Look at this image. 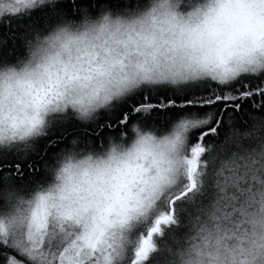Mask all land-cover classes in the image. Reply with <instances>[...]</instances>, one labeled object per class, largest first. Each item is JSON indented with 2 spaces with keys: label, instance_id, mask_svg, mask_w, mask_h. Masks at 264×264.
Masks as SVG:
<instances>
[{
  "label": "clouds",
  "instance_id": "9594fccd",
  "mask_svg": "<svg viewBox=\"0 0 264 264\" xmlns=\"http://www.w3.org/2000/svg\"><path fill=\"white\" fill-rule=\"evenodd\" d=\"M57 3L0 0V22ZM259 74H264L259 0H143L120 11L104 4L95 16L84 13L34 34L23 58L0 64V150L44 137L56 116L71 113L90 123L142 87L179 90L213 78ZM186 119L196 117L185 114L164 133L134 122L131 136H108L100 150L63 152L48 181L31 193L0 191V226L7 233L32 231L34 211L41 225L45 218L51 225L62 212H75L79 224L70 225L73 232L90 225L101 210L117 218L155 179L158 167L177 160L194 131L183 128ZM241 219L247 232L232 231L231 218L202 216L186 226L167 264H242V257L244 264H264V250L255 252L252 243L253 232L264 235V223Z\"/></svg>",
  "mask_w": 264,
  "mask_h": 264
},
{
  "label": "snow or ice",
  "instance_id": "6c2138e0",
  "mask_svg": "<svg viewBox=\"0 0 264 264\" xmlns=\"http://www.w3.org/2000/svg\"><path fill=\"white\" fill-rule=\"evenodd\" d=\"M242 110L249 123L243 132L232 126ZM114 113L108 127L127 129L133 121L146 122L153 115L176 121L194 114L196 119L181 121L185 130L194 131L177 160L158 167L155 179L117 218L101 210L90 225L73 232L70 225L79 224L75 212H62L60 222L51 225L45 218L41 225L34 211L32 231L7 233L0 226V264H167L179 243L176 231L195 225L202 216L231 218V230L237 233L248 231L241 218L251 225L264 223V75L213 78L179 90L142 87L117 104ZM222 127L228 134L213 152L206 137L216 136ZM19 168L15 165L16 174L22 175ZM10 182V173L0 174V190ZM164 237L172 244L157 242ZM252 243L260 253L264 235L253 232ZM158 253H167V258L154 260Z\"/></svg>",
  "mask_w": 264,
  "mask_h": 264
},
{
  "label": "trees",
  "instance_id": "16d2710c",
  "mask_svg": "<svg viewBox=\"0 0 264 264\" xmlns=\"http://www.w3.org/2000/svg\"><path fill=\"white\" fill-rule=\"evenodd\" d=\"M142 3L143 0H58L54 8L44 7L31 14L10 17L7 24L0 22V64L15 63L23 58L25 44L33 38L34 34L47 32L57 22L76 21L84 13L95 16L104 4L114 11H120L125 7L131 8ZM114 109L115 107L111 111H101L94 121L87 124L77 121L71 113L56 116L52 119L47 135L44 137L29 145L0 150V166H6L0 167V174L10 173L14 178V182H10L0 191L14 190L29 194L48 181L50 169L63 152L69 149L100 150L108 136H118L120 132L131 136L129 127L125 129L123 126H107V122L114 118ZM174 121H169L161 115H153L146 122L139 124L144 128L164 133L169 130ZM232 126L239 128L242 132L247 129L249 127L247 112L242 110L238 113ZM227 134V128L222 127L216 136L206 137V142L213 145V152L216 146L224 142ZM17 164L20 166L22 175L16 174L15 165ZM2 204L3 200H0V205ZM185 231L186 229L183 228L177 230L175 233L177 239L181 238ZM161 239L169 245L172 244L167 237L157 238V242L159 243ZM156 258L163 260L167 258V253L155 254L154 260Z\"/></svg>",
  "mask_w": 264,
  "mask_h": 264
}]
</instances>
